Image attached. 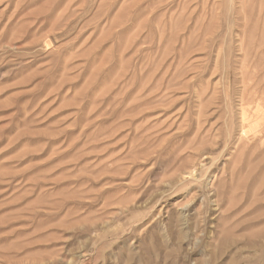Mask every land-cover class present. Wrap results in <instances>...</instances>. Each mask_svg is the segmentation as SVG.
I'll return each instance as SVG.
<instances>
[{
    "label": "rangeland",
    "instance_id": "374dc122",
    "mask_svg": "<svg viewBox=\"0 0 264 264\" xmlns=\"http://www.w3.org/2000/svg\"><path fill=\"white\" fill-rule=\"evenodd\" d=\"M262 48L264 0H0V264H264Z\"/></svg>",
    "mask_w": 264,
    "mask_h": 264
},
{
    "label": "bare ground",
    "instance_id": "6f19581e",
    "mask_svg": "<svg viewBox=\"0 0 264 264\" xmlns=\"http://www.w3.org/2000/svg\"><path fill=\"white\" fill-rule=\"evenodd\" d=\"M217 2H218V0H214V5L216 6V4H217ZM236 6V5H235ZM188 7V6H187ZM220 8V7H219ZM233 13H234V16H236V12H235V10L233 11ZM48 40V39H47ZM49 42V41H48ZM51 43V42H50ZM53 43V42H52ZM256 50V52L254 53V51L252 52H249V53H247V52H245V55H253V54H256V55H260L258 58H261V57H263L264 56V48H262V49H255ZM178 53V52H177ZM255 57H257V56H255ZM230 68H231V66H230ZM231 71V70H230ZM230 73V72H229Z\"/></svg>",
    "mask_w": 264,
    "mask_h": 264
}]
</instances>
